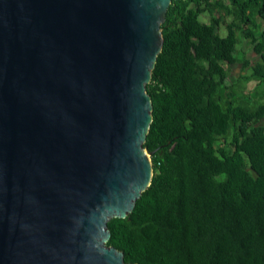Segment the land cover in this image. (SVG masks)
Segmentation results:
<instances>
[{"label": "water", "instance_id": "1", "mask_svg": "<svg viewBox=\"0 0 264 264\" xmlns=\"http://www.w3.org/2000/svg\"><path fill=\"white\" fill-rule=\"evenodd\" d=\"M172 0H0V264H138L107 243L153 178Z\"/></svg>", "mask_w": 264, "mask_h": 264}, {"label": "trees", "instance_id": "2", "mask_svg": "<svg viewBox=\"0 0 264 264\" xmlns=\"http://www.w3.org/2000/svg\"><path fill=\"white\" fill-rule=\"evenodd\" d=\"M162 28L153 178L107 245L126 263L264 264V0H172Z\"/></svg>", "mask_w": 264, "mask_h": 264}, {"label": "rangeland", "instance_id": "3", "mask_svg": "<svg viewBox=\"0 0 264 264\" xmlns=\"http://www.w3.org/2000/svg\"><path fill=\"white\" fill-rule=\"evenodd\" d=\"M257 8H258V6H257ZM244 49L247 50L248 57H250L252 59H256V54L252 50H250V48L248 46H245ZM238 70H240V66H238Z\"/></svg>", "mask_w": 264, "mask_h": 264}, {"label": "bare ground", "instance_id": "4", "mask_svg": "<svg viewBox=\"0 0 264 264\" xmlns=\"http://www.w3.org/2000/svg\"><path fill=\"white\" fill-rule=\"evenodd\" d=\"M153 101V100H152Z\"/></svg>", "mask_w": 264, "mask_h": 264}]
</instances>
